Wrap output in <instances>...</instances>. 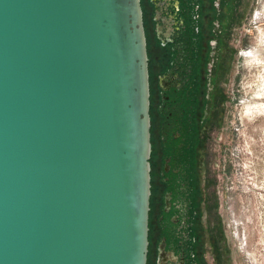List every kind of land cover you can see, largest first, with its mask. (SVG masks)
Wrapping results in <instances>:
<instances>
[{
	"label": "water",
	"instance_id": "water-1",
	"mask_svg": "<svg viewBox=\"0 0 264 264\" xmlns=\"http://www.w3.org/2000/svg\"><path fill=\"white\" fill-rule=\"evenodd\" d=\"M148 60L140 0H0V264H147Z\"/></svg>",
	"mask_w": 264,
	"mask_h": 264
},
{
	"label": "rangeland",
	"instance_id": "rangeland-1",
	"mask_svg": "<svg viewBox=\"0 0 264 264\" xmlns=\"http://www.w3.org/2000/svg\"><path fill=\"white\" fill-rule=\"evenodd\" d=\"M193 6L190 29L197 44L183 66L190 79L163 115L149 81L154 114L147 264H156L164 190H177L182 203L181 222L168 235L183 259L169 254L160 264H264V0H195ZM144 27L156 81L169 51L157 46L149 19ZM165 130L176 134L171 149L162 148ZM164 153L179 168L168 184ZM167 223L172 226L169 218Z\"/></svg>",
	"mask_w": 264,
	"mask_h": 264
},
{
	"label": "flooded vegetation",
	"instance_id": "flooded-vegetation-1",
	"mask_svg": "<svg viewBox=\"0 0 264 264\" xmlns=\"http://www.w3.org/2000/svg\"><path fill=\"white\" fill-rule=\"evenodd\" d=\"M140 2L144 24L145 19H149L151 22V31L154 35L157 46L159 48H167L169 51V64L163 69V71L157 74L156 81H154L153 78L154 72L150 70V79L152 77L153 82L155 83L151 96L154 97V95L157 94V111L159 114L163 115L164 111L170 107V103H176V98L183 93V90L187 86L190 79L189 74L183 72V66L187 65V59L189 61L191 60V57L193 56L192 53L195 52L194 49L197 44L195 42L196 38L193 35V30L190 29V26L193 22H195L196 17L193 15L195 10V8H193L195 0H140ZM192 61H194L193 58ZM189 66L192 65L189 64ZM189 71L192 70L189 69ZM181 77H184V79H181L182 81L180 82ZM172 96L177 97L175 98ZM153 108V98H151V121L154 114ZM169 124L170 122H167V125ZM162 133V148L171 149L174 143L173 138L176 137V134L173 133L170 135L172 132H169L168 130H165ZM164 154V161L167 162V164L165 163L163 167V178L168 184L170 183L171 177H173L172 175L178 173L179 168L174 166L171 154ZM181 206L182 203L177 195V190H164L161 200V214L158 216V221L156 220L157 231L161 234L159 245L156 248L155 253L156 264H158L159 258L161 260L160 262H162L166 258H169L170 255L171 257L178 256L176 258H178L179 262L183 259V255L178 254L175 246L170 243V236L168 235V231H171L173 226L175 227V224H178L179 221L181 222V209H183ZM168 218L172 222L171 227L169 223H167ZM150 232L149 237L151 235ZM151 243L152 241L149 240V245Z\"/></svg>",
	"mask_w": 264,
	"mask_h": 264
},
{
	"label": "trees",
	"instance_id": "trees-1",
	"mask_svg": "<svg viewBox=\"0 0 264 264\" xmlns=\"http://www.w3.org/2000/svg\"><path fill=\"white\" fill-rule=\"evenodd\" d=\"M143 23H144V21H143ZM145 28V27H144ZM145 35H146V32H145ZM147 54H148V51H147ZM148 59H149V57H148ZM150 60V59H149ZM148 60V69H149V81H150V65H151V63H150V61ZM151 119V118H150ZM150 198H151V196H150ZM151 210V209H150ZM150 227H151V219H150V211H149V232H150ZM148 238H149V235H148ZM148 251H149V249H148ZM147 259H148V256H147Z\"/></svg>",
	"mask_w": 264,
	"mask_h": 264
}]
</instances>
